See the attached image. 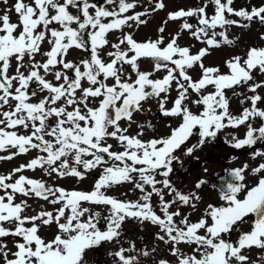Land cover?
<instances>
[{"label": "snow or ice", "instance_id": "snow-or-ice-1", "mask_svg": "<svg viewBox=\"0 0 264 264\" xmlns=\"http://www.w3.org/2000/svg\"><path fill=\"white\" fill-rule=\"evenodd\" d=\"M0 3L8 5L9 0ZM210 5L214 6L211 15L207 11ZM232 5L233 0H203L197 7L170 12V20L183 22L167 43L162 35L139 42L131 33L122 32L118 42L110 44V32L122 31L130 22L146 23L141 17L148 15L147 10L128 14L137 7L135 0H104L99 5L90 0H15L0 13V151L15 149L8 156H0V160H11L31 150L40 153L12 173L0 175V264H85L87 250L119 239L126 219L157 226L156 239L171 246L167 250L176 257V264H264V257L256 261L246 254L252 248L264 251V175L254 186H248L244 174L247 164L231 170L234 182L222 185L219 198L223 203L208 204L194 222L190 214L180 211V206L196 210L201 197L195 192H182L169 178L173 162L179 160L175 153L193 135L198 136L197 143L185 147L186 155L229 127L246 128L243 138H231V146L236 149L264 142V108L259 107L264 95L258 92L264 88V80L257 82L253 75L256 71L264 74V47H252L244 57L226 60L229 71L221 73L218 67L204 65L208 48L193 54L190 47L178 43L181 33L187 31L209 47L231 44L226 31H215L217 27L226 29L239 23L226 14L264 24V4L238 10ZM164 7L163 0H156L152 11ZM13 11L16 22L11 19ZM193 17L195 25L189 22ZM54 24L59 27H52ZM164 30L161 27L158 31ZM45 42L50 47L42 51ZM109 45L112 50L105 59L102 53ZM73 48L90 55L78 63L68 60ZM38 55L43 59L37 60ZM142 59L153 61L152 71L141 70ZM13 62L14 74H10ZM196 65L201 75L194 80L189 69ZM162 70L166 72L162 78H152ZM173 84L177 95L167 107ZM209 86L214 91L205 93ZM245 86L253 94L240 103L248 101L250 107L233 115L225 90ZM41 93L46 94L33 102ZM193 94L196 99H192ZM153 98L160 113L177 119L178 126L172 127L168 135L147 140L141 137L144 128L153 127L151 122L138 125L140 131L135 135L128 134L133 114L144 111L143 104ZM190 104L200 110L194 112ZM256 119L262 122L259 127L250 122ZM121 121H127L128 126L122 127ZM20 128L28 130L27 134H19L16 129ZM108 138L116 140L123 150H112ZM251 155L264 157V150L257 149ZM109 160L119 163L103 167V174L87 192L48 186L24 175L13 180L24 169L38 168L49 176L83 179L80 167L95 169L108 165ZM252 172L264 173V163L252 168ZM122 183L133 184L140 198L122 201L106 195L107 188ZM204 183L200 180L196 188ZM165 190L171 199H165ZM17 194L60 206L24 215L27 200L16 202ZM153 196L158 197L159 214L153 206ZM84 203L109 206L108 214L102 217L99 212L90 213ZM250 216L255 219L249 231L242 232L235 242L224 238ZM101 220L103 230L98 226ZM53 223L58 231L46 240L40 230ZM9 238L13 240L12 247L7 242ZM181 244L194 245L191 254L185 253ZM129 252L136 255H127ZM151 252L137 251L132 243L127 249L120 247L109 254L117 264H140V257H148ZM157 264L170 262L162 258Z\"/></svg>", "mask_w": 264, "mask_h": 264}, {"label": "rangeland", "instance_id": "rangeland-1", "mask_svg": "<svg viewBox=\"0 0 264 264\" xmlns=\"http://www.w3.org/2000/svg\"><path fill=\"white\" fill-rule=\"evenodd\" d=\"M156 0H151V3H147V0H141L142 7L144 10L149 11V18L151 20V27H153V32H151V40L157 39L159 36L164 37L165 43H167L173 35H175L177 32L180 31V25L183 22V20H170L168 18V14L170 12H173L176 8L180 7L183 9H188L191 7H197L199 6L203 0H163L165 7L163 9H158L155 11H152V8L155 4ZM14 3L13 0H9L8 5H4L3 3H0V13H2L6 8H9ZM261 4H264V0H243V3L237 2L233 4V7L235 9H250L252 6H260ZM213 7L212 5L208 8L209 15L213 14ZM11 19L13 22L17 21V16L13 12L10 13ZM229 19L237 20L239 23L236 25L227 26L226 29H221L220 27L216 28V32L219 33L220 31H226V34L229 38V40L232 41L231 44H221L220 47H209L206 43H203L201 41H197L194 38L191 37V34L187 31H184L181 33L180 38L178 40V43L180 46H186L190 47L191 52H194L196 50H200L201 48H208V54H206L203 57V63L206 66L209 67H218L221 70V73H227L229 70L225 66V61L230 59L234 56H241L244 57L246 52L252 48V47H264V39H261V36L264 35V24H261L258 20L253 21L251 23L247 21H243V19L236 18L235 16H232L230 14H226ZM243 22H241V21ZM189 22L193 23L194 25L197 23L196 18H189ZM248 24L247 27H243L241 25ZM161 27H164V32L161 34L158 30ZM211 34V31L210 33ZM116 37L118 40L122 37V34L118 32L116 34ZM140 38H137V41L142 42L141 38H145L146 36H139ZM217 39L220 40L221 37L217 36ZM123 47V46H122ZM146 59H143V61L140 64V68L142 71H151V68L153 67V62L148 61L145 62ZM196 65L195 67H197ZM14 67L15 63L13 62V69L10 71V74H14ZM199 67V66H198ZM190 71H196L198 70V76L200 75V68H192L189 69ZM165 74V71H161L156 74L157 77H161ZM253 75L255 76V79L257 82L264 80V74L259 73L258 71L254 72ZM196 80V78L194 79ZM209 92L208 88L205 90V93ZM242 93V95H234L233 93ZM258 92L261 95H264V88L258 89ZM253 93L249 92L247 87H236L234 89H226L225 95L226 97H229L231 100H229V110L233 115H238L239 112H242V109L244 107H250V102L246 101L244 104H241L240 101L244 99L245 96H251ZM196 94L192 95V99H195ZM167 107H171V104H168ZM190 107L194 112L199 111L198 107L194 104H190ZM259 107L264 108V103L259 104ZM144 111L137 112L133 114V120L134 123L129 128L130 135H135L140 129L138 128V125H144L147 122H153L155 124L152 134H162L161 136L168 135L169 130L172 127L178 126L179 121L172 117L164 116L160 113L157 101L152 99L147 101L143 104ZM254 127H259L262 123L259 119H256L254 121H250ZM122 127H127L128 122L122 121L121 122ZM230 132H234V135L237 138H243L246 132V128L244 126H240L239 128H227ZM150 129L144 128L143 136L141 139L147 140L151 138V131ZM18 133H23L21 129H16ZM108 143L113 145L114 151H120L123 150L122 146L116 141L112 139H108ZM15 149H10L8 151H0V156H8L12 151ZM264 150V147L263 149ZM40 155L36 150H31L30 152L26 154H18L14 156L11 160L2 159L0 160V175H8L9 173H12V171L15 168H18L22 164L28 163L32 158L35 156ZM238 159L235 163L242 164L243 166L245 164L248 165V168L245 171V177L247 179L245 180V183L248 186H253L256 178L261 176L262 173H249V170L252 171V168L257 167L260 163H264V157H256L255 159L248 158L246 154L242 153L238 155ZM113 163H119L115 161H110L109 164ZM234 164V162H233ZM217 166L215 164H209L207 165V169L209 172H212L214 169H216ZM19 175H24L26 177H38L41 179L46 180L49 183L57 184L61 177H58L57 175L53 174L52 176L47 175L44 170L42 169H36V170H30V169H24L22 172L17 173L13 176V180L17 179ZM204 176V174H202ZM157 179H163V177L157 176ZM188 181L191 182L190 179ZM189 186V184H188ZM159 187V185H158ZM194 188V185H193ZM119 192H122L125 195L117 196L121 197L125 200L130 201H136L140 198L141 193L138 189H135L133 184L131 183H125L123 185V189L119 190ZM2 194V192H0ZM165 199H171L172 197L168 194L167 190H165ZM243 195V193L241 194ZM26 198L20 194H17L16 202H20L21 199ZM30 203H34L30 198H27ZM222 204L223 201L220 200L218 196H214L213 193L204 191V195L201 197V200L197 202V208L196 210L191 209L190 207L186 206H180V210L185 212V214L193 215L197 213H203L204 209L207 207L208 204L216 203ZM45 203V202H44ZM159 200L158 197L153 196V206L157 209L159 214ZM83 207L85 205L83 204ZM55 208H58L57 205H52L47 202V208L46 210L53 211ZM100 207H89L90 213L98 212V209ZM108 208L100 209L101 216H106L108 214ZM175 210V207L172 209ZM37 211H32L30 207L26 208L24 211V215H34ZM100 224H104V221L101 220ZM8 225H6L7 227ZM31 226V225H26ZM125 229V230H123ZM57 228L53 225H50L48 227H43L40 230V235L46 239L50 240L54 237V235L57 233ZM159 231L158 227L155 225H152L150 222L145 221L143 224H141L139 221L135 219H126L125 222L122 224V233L118 240L112 241V242H106L105 243V249H107V257L104 259L103 262H99V259L96 261L93 260V252L87 253L84 256L85 264H117V260L114 256L110 255L109 253H114L117 251L120 247H123L125 249L129 248V246L134 243L136 250L139 251L141 249H147L151 252L153 248L156 249L155 252H151V255L148 257H140V264H157V262L164 258L169 260L170 264H176V257L172 256L170 252L167 250L170 248V245H164L163 242L156 239L155 234ZM234 231V230H233ZM226 239V236L224 237ZM9 247L13 246V240L8 239ZM181 249L187 253L191 254L193 246H188L186 244L180 245ZM15 250V249H13ZM99 252V249L97 250ZM127 255H136V252H129L126 253ZM246 254L250 256L251 260L259 261L261 257H264V251L252 248L251 250H247ZM95 256V255H93ZM94 261V262H93Z\"/></svg>", "mask_w": 264, "mask_h": 264}, {"label": "flooded vegetation", "instance_id": "flooded-vegetation-1", "mask_svg": "<svg viewBox=\"0 0 264 264\" xmlns=\"http://www.w3.org/2000/svg\"><path fill=\"white\" fill-rule=\"evenodd\" d=\"M13 1L15 2V0H13ZM236 1L243 3V0H233V4L236 3ZM26 2H30V0H26ZM90 2H95L99 5V4H103L104 0H90ZM135 2L137 4V7L133 10H130L128 13L129 15L134 14L135 12H144L145 11V10L143 11L144 8L142 7L141 0H135ZM147 3H151V0H147ZM179 9H180V7L176 8L174 11L179 10ZM141 18L144 19L146 21V23L141 24V25H136L134 22H130V26H125L122 29V31L121 30H115V31L110 32L108 34V39L110 41V44L118 42V38L116 37V34L118 32H120V34H122V32L123 33H131L133 35L134 39H136V40H137V38H140L139 36H141V37L146 36L145 38H141L142 42L145 40H151L150 35H151V32H153V27H151V20L149 18V11H148V15L143 16ZM236 18L243 19L240 17H236ZM243 21H245V20H243ZM243 21H241V22H243ZM52 27H59V26L54 24V25H52ZM73 27H76V25H73ZM49 47L50 46L47 44V42H45L42 45V51L49 50ZM110 50H112L110 45L106 46L105 49L103 50L102 55L104 56L105 59H107L106 53ZM196 52H198V50H196L192 53L195 54ZM89 55H90L89 52L73 48L69 51L67 59L78 63L81 59L87 58ZM36 59L42 60L43 57L38 55L36 57ZM142 61H143V59L139 63L141 64ZM148 61H152V60L151 59L145 60L146 63ZM206 67H209V66H206ZM193 68L198 69L199 67L194 66ZM152 70H153V67L151 68V71ZM129 71H130V69H129ZM156 74L157 73L153 74V77H152L153 79L163 77V75L161 77H157ZM165 74H166V72H165ZM189 74L193 77V79H195V78L198 79L201 75V70L199 72V74H200L199 76L197 75L198 70H196V71H190L189 70ZM48 78L52 79L51 76H49ZM132 78L135 79L134 73L132 74ZM109 83H111V81H109ZM85 86H87V85L85 84ZM33 87H34V85H33ZM208 90H209V92L214 91V89L211 86L208 87ZM45 94L46 93L39 94L36 98H34L33 102H35V100H38L39 98H41ZM176 95H177V93L175 91V84H173V90L169 94V104H171L172 99H174ZM196 98L197 97L195 96V99ZM227 98H228V100H231L229 97H227ZM153 99L156 100L155 98H153ZM240 113L241 112H239L238 115ZM53 121H54V118H53ZM53 121H50V123H52ZM151 124L153 125V127L149 131H151V134H152V130H153L155 124L153 122H151ZM20 129L22 130L23 133L19 132V134H27L28 130H24L22 128H20ZM111 130L112 129H109V131H111ZM169 132H170V130H169ZM161 135L162 134H157V135L152 134L151 138L159 137ZM232 136H235L234 132H230L227 128H225L218 133L217 137L209 138L202 147L196 149L192 154L186 155L185 154V147H188V146H191L192 144L197 143L198 136L193 135L190 138V140L186 143V146L182 147L181 150H178L175 153V155L177 157H179V160L173 162V172L170 174V177H169L172 184L177 189L181 190L184 193L195 192L197 195L202 197L204 195V191H207V192L213 193L214 196L220 197V192L222 190V186H220L219 183L217 184V182H219L221 176H223L225 173H227V174L231 173V170H233V169L243 167L242 164L235 163L237 161V159L239 158L238 155L244 153V154H246V156L248 158H251L253 160L255 158H253L251 153L257 149L261 150L264 147V142H258L252 148L244 147L242 149H236V148L232 147L231 143H230ZM110 139H112V138H110ZM112 140H114V139H112ZM107 143H108V140H107ZM85 158L87 159V158H91V157H85ZM104 158H105V160H108V157L106 154H105ZM233 162H234V164H233ZM209 164H215L217 166V168L214 169L212 172H209L207 169V165H209ZM105 166H110L109 161H108V165L98 166L95 169L84 170L82 167H80L79 170L83 173V176H84L83 179H80L77 177H72V176H67V177L61 178L57 184L49 183L46 180L38 178V177H29V178L40 179L43 182H45L46 185H48V186L63 187L66 190L75 189V190L87 192V191H91L93 189L96 180L100 177V175L103 174V167H105ZM251 172L252 171L249 170V173H251ZM202 174H204V176H202ZM262 175H264V173H262ZM231 178H232V176H231ZM188 179H190L191 182L188 181ZM246 179H247V177H245V180ZM257 179H258V177L256 178L255 183L257 182ZM200 180L205 181V183L202 184L200 188H196V184ZM231 180H232V182H234L233 179H231ZM225 183H224V185H226ZM255 183H254V185H255ZM124 184L125 183H122L119 185H113L112 187L107 188L105 190L106 195L115 197V198L122 200V201L125 200L121 197H117V196L125 195L122 192H119V190L123 189ZM188 184H189V186H188ZM193 185H194V188H193ZM25 199L27 200L28 207H30L32 211L39 212L41 210V208H43V209L47 208V201H44L43 199L31 197L30 200H32L34 203H30L27 198H23V199H21V201L25 200ZM213 204L218 205L217 202L213 203ZM84 205L87 208H89V207H95V208L100 207L98 209V212L100 214H101L100 209L107 208V206H105V205H93V204H89V203H84ZM57 206L59 207L60 205H57ZM182 208H183V206H182ZM182 213L185 214L184 211ZM187 214H185V215H187ZM202 214L203 213L193 214L190 216V220L194 222ZM254 219H255V217H254ZM254 219L249 217L244 223L239 224V226L237 228H235V230L232 231L230 235H225L226 239H230L231 241L235 242L238 239V236L242 232H247L250 230V227H251L252 223L254 222ZM52 225L54 227H56V225L54 223ZM98 226L102 230L105 227V225H103V224H99ZM123 230H125V229H123ZM122 233H124V232H122ZM9 239H12V238H9ZM105 243L106 242H102L101 246L86 251L87 253L88 252L91 253V255L93 252V255H95V256L92 255L94 261L99 259V262H103L104 259L107 257V249H105ZM98 249H99V252L97 251Z\"/></svg>", "mask_w": 264, "mask_h": 264}, {"label": "bare ground", "instance_id": "bare-ground-1", "mask_svg": "<svg viewBox=\"0 0 264 264\" xmlns=\"http://www.w3.org/2000/svg\"><path fill=\"white\" fill-rule=\"evenodd\" d=\"M233 178H231V173H225L223 176H221L219 182H217V184L219 183L220 186L224 185V183L226 182H232ZM225 183V184H226ZM252 219H254V216H250Z\"/></svg>", "mask_w": 264, "mask_h": 264}]
</instances>
